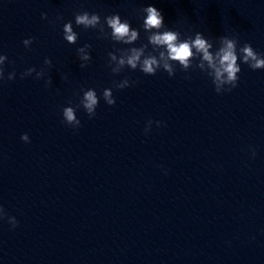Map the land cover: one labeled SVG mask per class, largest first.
<instances>
[{"label": "clouds", "instance_id": "clouds-1", "mask_svg": "<svg viewBox=\"0 0 264 264\" xmlns=\"http://www.w3.org/2000/svg\"><path fill=\"white\" fill-rule=\"evenodd\" d=\"M145 13L142 28L147 33V43L139 47H127L116 49L108 53L109 67L114 75L121 73L125 67L136 70L139 69L145 75H155L158 70L163 69L171 77L175 74V65L178 64L184 71L192 67L198 68L212 78L215 91L219 93L229 92L237 87L241 72V64L247 65L252 70L264 69V54L258 53L248 42L240 45L235 36H220L218 38V47L214 48V42L205 38L201 32H196L194 37L188 36L181 39L179 31L169 30L165 27L164 16L160 10L154 6H147L141 10ZM42 19H47V15L42 13ZM62 19V17H58ZM75 24L84 29H98L100 35L104 38L110 37L111 40L123 44L134 45L140 38V31L131 27L128 20H122L119 14L106 16L103 23L97 13L82 11L75 14ZM105 25L110 29L106 31ZM63 38L69 44H76L78 34L73 30L71 21L63 25ZM33 43V39H25L24 46L27 48ZM151 45V51H148ZM90 44L77 49L79 59L82 61L81 68L87 66L91 61L89 50ZM119 53V55H117ZM6 55H0V81L4 80V64L7 61ZM194 60L198 63L193 64ZM44 65L51 67L52 61L45 58ZM35 73L36 79H42L46 75L45 68L39 71L35 67L26 69L21 74V78L31 76ZM15 72L8 73L7 79H15ZM51 78L45 81V86L51 85ZM128 79L119 82L114 81L113 86L117 89H124L131 86ZM82 96L77 107H82L92 118L96 114L100 97L95 89H81ZM102 98L105 103L112 106L116 103L111 88H105L102 92ZM63 122L73 128H79L81 121L76 116V108L72 106L64 107L62 110ZM153 122L149 121L145 128L147 133ZM160 126V121L155 122ZM21 140L29 142V136L23 134ZM253 156L255 151L253 150ZM4 209L0 208V219L4 218ZM12 227H15L17 221L15 217H8Z\"/></svg>", "mask_w": 264, "mask_h": 264}]
</instances>
